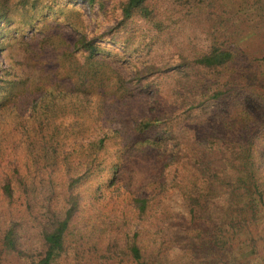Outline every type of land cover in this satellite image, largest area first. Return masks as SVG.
<instances>
[{
	"label": "trees",
	"instance_id": "1",
	"mask_svg": "<svg viewBox=\"0 0 264 264\" xmlns=\"http://www.w3.org/2000/svg\"><path fill=\"white\" fill-rule=\"evenodd\" d=\"M84 1L109 31H88L70 0H0V55L30 25L44 37L22 46L47 66L13 88L0 65V264L250 260L264 114L248 103L264 101V55L238 23L264 22V0Z\"/></svg>",
	"mask_w": 264,
	"mask_h": 264
},
{
	"label": "rangeland",
	"instance_id": "2",
	"mask_svg": "<svg viewBox=\"0 0 264 264\" xmlns=\"http://www.w3.org/2000/svg\"><path fill=\"white\" fill-rule=\"evenodd\" d=\"M230 6H234V0H229ZM70 5L71 6H78L81 7V5H83V11H84V19L86 21L87 24V29L90 32L93 33H104L109 31V29L115 24V20H113L112 22H106L104 20V18L100 15V13H98L96 10H90L89 5L87 4L86 1L84 0H77V1H73L70 0ZM236 7V5H235ZM241 20L239 21V27L241 28V30L243 31L242 34L243 35H247L248 38H246L243 41V46L244 48L247 47L249 48V53L255 57H259L261 58L264 55V22L261 21H254L251 20L249 18L244 19L243 17L240 18ZM55 22V21H54ZM53 22L52 25L57 26V24H55ZM65 22H62L58 28L60 27L61 30L56 29V34L59 35L61 37V39L63 37H65V32L68 33H72V29L69 26L65 25ZM30 25L25 26L23 29L20 30H16L13 31L11 33V35L14 37L13 39V44L11 47V51H9V54H1L0 55V65L2 66H6V67H11V70L13 71V75L14 77H17L18 79L13 78V75L11 76V79H15L17 81H15L17 83V85H14L13 88H18L21 86V82L23 81L22 79H24L25 77L27 78L28 76H31L33 71H35L34 69H40V66H44L47 67L46 64L43 63V57H38L37 52L33 51V55H30L27 53V48L33 47V50H35V37H37L38 39L44 37V33L42 32L41 29L39 28H30ZM54 36H57V35ZM253 33V34H251ZM250 34V36H249ZM34 38V42H30L29 46L26 48H23V44L26 41H30ZM31 50V48H30ZM262 63H264V61L261 60ZM264 79V74L263 77L261 79H259V81L261 82V80ZM264 81V80H263ZM259 90V89H258ZM262 91V89H261ZM258 98V97H257ZM254 98L252 99L248 104L249 106L253 109L254 112L259 113V115H263L264 114V101L262 99H257ZM213 111H216L214 106H210L208 108V114H210V116L213 114ZM202 112V111H201ZM200 110H197L195 113L197 114V117L200 118L201 115ZM203 112H205V110H203ZM212 113V114H211ZM187 127V126H186ZM188 129H185L184 127L178 131L177 133V138L175 140H180L186 143H189V131H187ZM175 140L173 139H169V144L167 145L168 147H173L175 145ZM193 141H190V143H192ZM207 149V148H206ZM144 192L141 191V195H143ZM258 232L257 235L258 236H263L264 235V222L258 224L257 226ZM34 230L31 229V233L30 235H28L29 239L26 242L27 246H36L37 245V237L35 239H31L33 238L32 235H34ZM182 250V249H179ZM185 250V249H184ZM187 256L190 254L189 251H185V252H180L179 256ZM229 257V264H264V237L262 239L259 240V250L255 253H253L250 257V260L247 258H244L243 256L237 255L235 254L234 256L231 255L228 256ZM172 261H175V263L181 261L182 259L180 258H171ZM101 262L105 263V264H115V263H106V260H101L100 258L98 259H93V261L89 260V261H82L81 264H100ZM12 264H18V262L16 261V259H13V263ZM127 264H132V263H127ZM178 264V263H177Z\"/></svg>",
	"mask_w": 264,
	"mask_h": 264
}]
</instances>
